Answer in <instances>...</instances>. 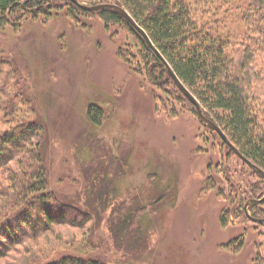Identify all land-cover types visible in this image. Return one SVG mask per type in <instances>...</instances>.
I'll use <instances>...</instances> for the list:
<instances>
[{"label": "rangeland", "instance_id": "374dc122", "mask_svg": "<svg viewBox=\"0 0 264 264\" xmlns=\"http://www.w3.org/2000/svg\"><path fill=\"white\" fill-rule=\"evenodd\" d=\"M79 21L60 12L45 22L29 18L0 27V134L23 122L42 123L32 143H40L49 188L89 219L82 226L53 225L0 264H45L68 255L106 264L264 259L263 226L220 225L227 202L216 191L226 189L217 164L226 150L218 139L183 103L174 102L180 111L171 117L160 92L128 69L119 51L134 61L129 50L137 49L124 25H105L97 16ZM258 93L264 103V88ZM90 103L104 111L100 126L86 116ZM22 154L6 168H17ZM228 163L240 170L235 157ZM212 180L215 189L207 190Z\"/></svg>", "mask_w": 264, "mask_h": 264}, {"label": "trees", "instance_id": "16d2710c", "mask_svg": "<svg viewBox=\"0 0 264 264\" xmlns=\"http://www.w3.org/2000/svg\"><path fill=\"white\" fill-rule=\"evenodd\" d=\"M95 3L123 8L144 31L151 46L114 10L87 11L70 0H0V27L29 18L45 22L60 12L76 24L82 17L97 16L105 25H124L137 50L135 53L129 50L134 61L120 51L119 57L128 69L160 92L157 99L163 109L168 108V114L176 117L180 110L173 104L183 103L197 116L195 105L173 81L171 69L200 104L204 115L218 125L243 158L258 168L252 169L218 133L204 126L218 139L220 149L226 150V156L217 164L226 189L221 187L216 191L227 202L219 216L220 225L225 227L232 220L250 222L251 218L263 221L264 103L258 88H264V0H98ZM103 115L101 107L87 105L86 116L93 126L101 125ZM40 132L42 123L31 120L0 134V259L15 246L35 240L53 225L82 226L89 220L86 211L59 200L49 188L40 143H32ZM25 146L31 149L24 152ZM18 152L24 158L17 159V168H6ZM230 157L239 161L240 170L229 165ZM208 166L209 169L211 165ZM216 184L210 181L207 190L215 189ZM260 199L248 206L247 212L244 210L248 200ZM254 224L264 227V223ZM235 241L239 242V237ZM240 247H234L233 252H238ZM45 264L106 263L98 258L68 255ZM253 264H264V259L260 256Z\"/></svg>", "mask_w": 264, "mask_h": 264}, {"label": "water", "instance_id": "95a60500", "mask_svg": "<svg viewBox=\"0 0 264 264\" xmlns=\"http://www.w3.org/2000/svg\"><path fill=\"white\" fill-rule=\"evenodd\" d=\"M71 2H73L74 4H76L78 7L87 10V11H101V10H105V9H112L114 10L116 13H118L120 16H122L126 22L128 23V25L136 31H139L146 39L147 36L144 33V31H142L138 25L134 22V20L131 18V16L121 7L113 5V4H97V5H85L83 4L81 1L79 0H70ZM148 41V45L151 46L150 41L147 39ZM169 73L173 79V81L175 82V84L177 85V87L180 89V91L183 93V95L189 99L190 102H192L195 105L196 111H197V118L199 120L200 123L203 124V126L215 131L216 133H218L220 135V137L223 139V141L230 147V149H232L234 151V153L243 161H245L252 169H258L256 168V166L252 165L249 161H247L245 158H243L238 151L234 148V146L232 144H230V142L228 141V139L226 138V136L223 134V132L221 131V129L218 127V125H216L211 119L207 118L204 113L203 110L200 106V104L194 99V97L189 93V91L183 86V84L178 80V78L176 77V75L172 72L171 69H169ZM88 87L93 90L94 92H96L97 94H99L101 97H103L104 99L110 100V101H115V99L108 94L106 91H104L102 88H100L99 86H97L96 84H93L91 82H89L88 80H86ZM260 171V170H259ZM263 199V198H262ZM262 199L260 200H248L245 205H244V210L247 212V208L248 206H250L251 204H256L258 202H260ZM251 220L255 223H264V220H257V219H253L251 218Z\"/></svg>", "mask_w": 264, "mask_h": 264}]
</instances>
